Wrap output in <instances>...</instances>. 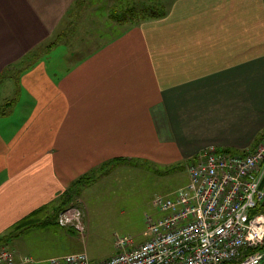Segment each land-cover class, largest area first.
<instances>
[{"label": "crops", "instance_id": "1", "mask_svg": "<svg viewBox=\"0 0 264 264\" xmlns=\"http://www.w3.org/2000/svg\"><path fill=\"white\" fill-rule=\"evenodd\" d=\"M88 1L0 0V104L14 102L0 116V235L58 223L60 194L108 160L163 166L264 137V0H170L101 43Z\"/></svg>", "mask_w": 264, "mask_h": 264}, {"label": "built area", "instance_id": "2", "mask_svg": "<svg viewBox=\"0 0 264 264\" xmlns=\"http://www.w3.org/2000/svg\"><path fill=\"white\" fill-rule=\"evenodd\" d=\"M189 181L173 196L158 195L163 215L149 217V237L114 241L111 257L92 262L85 251L51 257L47 264H264V137L233 153L212 145L188 164ZM82 210L60 211L58 222L85 230ZM0 264H37L0 247Z\"/></svg>", "mask_w": 264, "mask_h": 264}, {"label": "rangeland", "instance_id": "3", "mask_svg": "<svg viewBox=\"0 0 264 264\" xmlns=\"http://www.w3.org/2000/svg\"><path fill=\"white\" fill-rule=\"evenodd\" d=\"M142 2L143 0L88 1L86 5L95 3L91 11L102 14L100 18L104 30L103 39L99 43L124 29L122 25L111 22L109 16L106 17L113 5H140ZM99 29L101 30V25ZM49 48L50 44L46 43L44 49ZM11 98H4L0 107L3 104L6 106L5 103ZM12 107L13 105L9 110ZM224 149L238 153L233 148ZM187 163L185 159L163 166L145 161L121 162L112 167L110 163L106 174L97 173L92 183L79 189L77 197L66 205H75L82 210L85 226L83 232L75 226H63L56 221V224L50 223L44 228L30 229L19 238L14 235L17 232L6 231L0 235V247L4 243L13 245L14 249H20L38 259L80 251H85L92 262L107 259L116 252L114 241L118 236L130 235L138 244L149 237L148 218L163 215L155 204L156 197L173 196L188 182Z\"/></svg>", "mask_w": 264, "mask_h": 264}, {"label": "trees", "instance_id": "4", "mask_svg": "<svg viewBox=\"0 0 264 264\" xmlns=\"http://www.w3.org/2000/svg\"><path fill=\"white\" fill-rule=\"evenodd\" d=\"M164 0H154V1H147L143 0V2L138 4H132V5H124V6H117L113 5L111 11H110V18L119 24H138L142 21L152 19V18H158L164 16L167 11L170 4L167 0L166 2H163ZM168 6V7H167ZM57 43V40L53 41L52 44H50V47ZM41 51H47L42 50ZM13 100L7 101L4 106V104L0 107V116L6 114L9 111V108L13 105ZM115 161L114 159L108 160L104 162V164H101L100 167H102V170L98 172V169L91 170L90 172L84 174L83 176H80L71 186L68 190L65 192H62L58 198V202L55 204V213L57 214L59 211L65 208L66 205L70 204L73 198L78 195V185L80 184H90L92 181L96 178L98 174L103 172L105 167H108L111 162ZM108 171V169H107ZM98 173V174H97ZM67 207V206H66ZM19 232L15 233L14 235H18ZM262 248L264 249V244H262Z\"/></svg>", "mask_w": 264, "mask_h": 264}]
</instances>
